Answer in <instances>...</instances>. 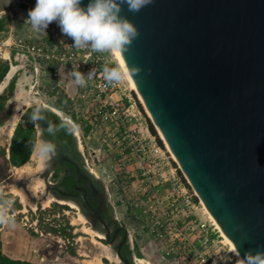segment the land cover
<instances>
[{
  "label": "water",
  "instance_id": "1",
  "mask_svg": "<svg viewBox=\"0 0 264 264\" xmlns=\"http://www.w3.org/2000/svg\"><path fill=\"white\" fill-rule=\"evenodd\" d=\"M121 15L140 35L119 56L180 171L241 256L264 251V0H153ZM57 110L35 109L38 141L58 144L65 123L78 138Z\"/></svg>",
  "mask_w": 264,
  "mask_h": 264
},
{
  "label": "rangeland",
  "instance_id": "2",
  "mask_svg": "<svg viewBox=\"0 0 264 264\" xmlns=\"http://www.w3.org/2000/svg\"><path fill=\"white\" fill-rule=\"evenodd\" d=\"M2 18L0 20L4 25V36H6L7 26L10 23L8 20L10 19L6 15H3ZM109 59L111 61L116 58L109 55ZM5 62L0 58V65ZM68 73L65 74V78L69 79ZM39 80L35 79L34 82L29 80L24 87L20 85L16 92V96L20 92L26 91L28 93L27 100L23 98L18 104L15 103L10 107L8 116L12 115L10 116L12 121L17 119V125L27 126V114L29 115L30 111H35L39 104L44 103L55 107L56 99L49 92V79L42 78ZM15 81L13 91L10 92L11 95L15 94L17 89ZM125 85L131 89L129 82L125 81ZM131 90V95L136 100L141 112L138 120L143 125V133L155 140L154 142L161 150L154 163H150L147 157L143 161L138 158V160L131 158L128 161V168L121 169L118 165L117 156L120 153L121 144L127 145L122 132L116 133V136H108L105 129L101 130L100 128L86 132L84 127L87 126L82 124L80 119H77L76 114L75 120L78 124L72 120L69 112H62V115L77 125L81 149L93 170L107 185L113 203H115L118 217L127 227L138 252H140L139 258L150 260L153 258V252L152 248H147V242L150 239L153 240V237L149 233L148 222L151 220V211L147 210L146 204L151 201V195L155 188L160 190V195H165L164 189L171 187V183L168 186L164 185L166 182H172L169 179L171 169L175 168L176 172L180 169L158 131L156 130L157 136L162 140V146L158 143L157 137L151 133L149 129L151 119L148 117L138 95L133 89ZM4 120L5 118L2 121ZM108 131L109 133L113 132ZM35 137L37 141V131ZM37 144L30 159L19 167L10 163L6 153L8 145L5 147L6 154L0 153V166L5 171L4 176L0 175V218H2L0 219V242L2 251L12 258H29L49 264H53V259L56 257H59L58 261L60 259L70 264H95L98 258L106 255L107 244L102 236L99 237L91 230L90 224L83 220L77 209L54 200L43 202L39 199V202L35 203L22 188H17V182L26 174L24 171L27 169L33 171L38 167L37 147L39 143ZM143 171L147 174L141 175ZM177 174L180 178L179 187H186V191L193 194L197 201H200L184 175ZM40 187V184L35 186L36 192H39ZM35 190L30 188L31 192H35ZM191 217L197 218V220L210 219L208 214L200 209H197ZM175 219H181V215H176ZM217 234L220 235V233ZM212 240L210 239L209 248L214 255L219 257V260H222L223 264H241V260L231 254L230 245L224 237L216 236ZM141 248H144V253ZM164 258L168 259L167 257ZM103 260L106 263L104 258ZM153 262L154 264L168 263L167 261L158 262L155 258Z\"/></svg>",
  "mask_w": 264,
  "mask_h": 264
},
{
  "label": "built area",
  "instance_id": "3",
  "mask_svg": "<svg viewBox=\"0 0 264 264\" xmlns=\"http://www.w3.org/2000/svg\"><path fill=\"white\" fill-rule=\"evenodd\" d=\"M18 2L25 9L27 19L28 12L35 7L36 0ZM2 17L3 15H0V18ZM27 24L31 28L30 24ZM43 35L44 37L38 40L8 38L1 44L4 51L8 48L13 49L50 70L53 78H58L49 90L51 96L58 98L62 94L66 95L70 100V111L76 114L82 124L90 127V130L105 129L108 136L123 133L127 145L121 144L117 156L121 169L128 168V161L131 158L143 161L147 157L150 163H154L161 151L160 147L155 140L143 133V125L138 120L141 114L139 106L131 95L132 90L125 82L115 86L106 85V82L97 75L88 81L86 87H81L75 84L71 77L75 86V92L71 93L65 90L59 81L61 67H66L71 72L75 66L87 74L93 68L99 72L104 65L111 66L109 54L74 48L71 45L73 41L62 34L56 22L51 23ZM4 51L0 57H4ZM125 81L128 82L127 79ZM117 93L119 96L115 97ZM74 125L77 128L75 123ZM108 130L115 133H109ZM146 174L144 171L141 173ZM164 190L165 195H160V190L155 188L151 201L146 204L147 210L151 211V220H148L149 233L157 243L161 255L176 264H223L209 248L212 233L217 237H223L213 220H197L191 217L197 209L205 212L201 200L197 201L185 188L173 186ZM195 196L197 197L196 193ZM179 214L182 220L175 219Z\"/></svg>",
  "mask_w": 264,
  "mask_h": 264
},
{
  "label": "clouds",
  "instance_id": "4",
  "mask_svg": "<svg viewBox=\"0 0 264 264\" xmlns=\"http://www.w3.org/2000/svg\"><path fill=\"white\" fill-rule=\"evenodd\" d=\"M152 2L153 0H90L84 8L81 6V0H36L35 7L28 12L26 22L38 33H46L48 26L56 22L62 34L73 41L71 45L74 48L118 57L128 51L140 35L137 27L127 17L121 15L123 5H127L129 12L138 13ZM110 64L111 66L104 65L99 72L93 68L87 74L73 66L68 74L75 84L81 87H86L88 81L97 75L106 82V85L115 86L124 83L129 74L134 76L139 74L135 65L125 67L119 59L111 60ZM42 119L38 112L31 116L34 123ZM62 129L71 134L69 124H63ZM48 134L54 135L55 132L49 128ZM39 150L45 156L54 155L56 151L51 144L40 145ZM231 254L238 259L242 257L241 264H264L262 250L249 249L241 256L237 247L231 250Z\"/></svg>",
  "mask_w": 264,
  "mask_h": 264
},
{
  "label": "flooded vegetation",
  "instance_id": "5",
  "mask_svg": "<svg viewBox=\"0 0 264 264\" xmlns=\"http://www.w3.org/2000/svg\"><path fill=\"white\" fill-rule=\"evenodd\" d=\"M10 126L3 130L2 141H9L7 132ZM52 139L47 142L43 140L39 142V145H53L55 154L47 156L38 154V167L33 171L25 172L26 174L17 182V188H22L35 203H38L39 199L48 202L46 198H50L77 209L83 220L90 224L91 230L105 240L107 244L105 246L111 256L120 259L121 264H126L125 261L129 262V260L124 253L130 249L132 261L135 264L136 244L127 227L118 217L107 185L93 170L82 151L79 136L77 138L74 132L71 131V134H68L61 130L55 137L58 144ZM37 143L38 131L36 145ZM5 147V144L0 143V153L6 154ZM0 169V175L4 176L5 171L1 166ZM38 184L41 187L39 192H36L35 186ZM30 188H33L35 192H31Z\"/></svg>",
  "mask_w": 264,
  "mask_h": 264
},
{
  "label": "crops",
  "instance_id": "6",
  "mask_svg": "<svg viewBox=\"0 0 264 264\" xmlns=\"http://www.w3.org/2000/svg\"><path fill=\"white\" fill-rule=\"evenodd\" d=\"M0 15H6L10 20H8L10 23L7 26L8 27V31L6 36L5 35V30L0 32V54L2 53V51H4L3 46H2V42L3 40H6L8 38H11V40H38L42 37H44L43 33L40 32H35L34 30H32L27 22H26V11L25 9L19 4L18 0H0ZM3 19V18H0ZM8 35V36H7ZM6 51V53H5ZM4 51V57H0L1 59L5 60L6 62H8L9 64V71L13 68V74L11 76V78L8 80L7 85L2 89V91H0V97L2 95H7L9 94V98L6 101L7 103V107L6 104L4 106V108L2 109V111H0V143L1 144H5L8 145V149H7V154L9 157V147L11 144V140H12V136L14 134V130L17 126V119H10L9 115V110L10 107L15 104V103H19L21 99H25L27 100V94L26 91L25 92H20L17 93L16 92L18 90V88L20 87H24L27 82L30 80V82H34L35 79L37 80H41L42 78L44 79H49V87L51 88V86L53 84L56 83L57 79L55 77V79L53 78V76L51 75L50 70H47V68L44 65L41 64H37L33 61L32 58H30L29 56L25 55V54H21V53H17L16 51H14L13 49L8 48V50ZM15 67V68H14ZM8 71V72H9ZM69 71L68 68L66 67H61L59 70V81H61L62 83V87H64L65 90H67L68 92H75V86L73 84L72 78L69 75V79L65 78V74H67ZM7 72V74H8ZM70 72V71H69ZM7 74L4 78L7 77ZM16 80V81H15ZM39 80V81H40ZM3 82L5 81V79L2 80ZM12 81H15L17 84V89L15 91V94L11 95L7 89V86H9V83H11ZM3 82L0 83V85L3 84ZM24 89V88H23ZM66 96V95H65ZM119 94L117 93L115 95V97H118ZM20 98V99H18ZM57 100V98H55ZM62 112V111H61ZM3 118H5L4 121ZM69 119V118H68ZM12 124V125H11ZM11 125V126H10ZM8 126H10L9 128H12V134L11 137L9 139V141H2V133L3 130L5 128H7ZM171 176H169V179H171L170 181L172 182H166L164 185H170L171 183V187H179L180 185V178L178 176V172H176L175 168L171 169L170 172ZM177 174V175H175ZM182 184V182H181ZM186 189V187H185ZM48 201H50V198L47 199ZM46 200V201H47ZM44 202V201H43ZM216 238V234L212 233L210 235V239H214ZM148 247L147 248H152V252H153V258L150 260H144L141 259L139 257L136 258V262L135 264H154V258L159 262V261H167V264H176L175 262L164 258L163 256L160 255L159 250H158V246L157 243L154 241V239H150L147 242ZM144 248L146 249V246H144ZM141 248V251L143 252V249ZM144 253V252H143ZM59 257H56L55 259H53V264H70L67 261H61L59 259ZM103 258L106 260V263L103 262ZM112 258V259H111ZM22 260H27L31 263L34 264H49V263H44V262H40L37 261L35 259H22ZM95 264H121L120 259H118L117 257H113L111 256V254L109 253L108 249H106V255H102L100 258H98L97 262Z\"/></svg>",
  "mask_w": 264,
  "mask_h": 264
},
{
  "label": "trees",
  "instance_id": "7",
  "mask_svg": "<svg viewBox=\"0 0 264 264\" xmlns=\"http://www.w3.org/2000/svg\"><path fill=\"white\" fill-rule=\"evenodd\" d=\"M4 30V25L0 20V32ZM9 71V64L8 62H5L4 64L0 65V83L3 80V78L6 76L7 72ZM14 87V81H12L8 86L9 93L13 91ZM9 98V94L2 95L0 97V111L4 108L6 101ZM54 106L56 109L67 113L72 116L71 118L75 120V114L70 111V100L65 95H60L56 102L54 103ZM35 111H30L29 115L26 116V121L28 123L27 126H24L23 124H18L14 130V134L12 136L11 144L9 147V161L13 166L19 167L25 164L29 159L30 156L34 150V147L36 145V128L35 123L32 122L31 116L33 115ZM78 124V122H77ZM85 131L88 132L90 130V127H84ZM149 129L153 135L157 137L158 143L162 146V140L157 136L156 129L154 128L153 124L149 123ZM178 173L182 174L180 170H178ZM136 249V255L137 257H140V252H138L137 247ZM125 257L129 260L130 264H133L132 261V251L130 249H127L125 251ZM0 264H34L27 260L22 259H16L8 256L2 251L1 248V242H0Z\"/></svg>",
  "mask_w": 264,
  "mask_h": 264
},
{
  "label": "bare ground",
  "instance_id": "8",
  "mask_svg": "<svg viewBox=\"0 0 264 264\" xmlns=\"http://www.w3.org/2000/svg\"><path fill=\"white\" fill-rule=\"evenodd\" d=\"M115 58H116V59H119L120 62L123 64V62H122L120 56L115 57ZM123 65H124V64H123ZM14 68H15V67H14ZM13 71H14V69L12 68V69L8 72L7 77L5 78V81H4V82L2 81L3 84L0 85V91H2V89L7 85L8 80L11 78V76H12V74H13ZM126 78H127L128 82H129V84H130L131 89L136 90V89H135V85H134V83H133L131 77L128 75ZM139 99H140V97H139ZM37 100L40 101V99H37ZM140 101H141V99H140ZM57 112H58L59 114H61V112H60L59 110H57ZM61 115H62V114H61ZM67 120H68V119H67ZM12 131H13L12 128H9V129H8L7 136H8L9 139H10V137H11ZM158 132H159L161 138L164 140V137H163L162 132H161L160 130H158ZM75 133L77 134V128H76V130H75ZM39 142H42V140L40 139V140L38 141V143H39ZM164 142H165V144H166V147H167L168 151L171 153L172 158L176 161V158H175L174 154L172 153L171 149L169 148L167 142H166L165 140H164ZM39 146H40V145H39ZM39 146L37 147V151H38L37 156H38V154H40ZM35 154H36V153H35ZM37 156H36V157H37ZM37 158H38V157H37ZM24 172L27 173V172H29V170L27 169V171H24ZM195 193H196V192H195ZM201 202H202V204H203V207H204L205 212L208 214L209 218H210L211 220H213L214 224H215V225L217 226V228L219 229V231H220L221 235L224 237L225 241L230 245L231 250L234 249L235 246H234V245L232 244V242H231V241L225 236L224 232L221 230V227L219 226V224L217 223V221L215 220V218L210 214L209 210L207 209V207L205 206V204L203 203L202 200H201ZM241 259H242V258H240V260H241Z\"/></svg>",
  "mask_w": 264,
  "mask_h": 264
}]
</instances>
